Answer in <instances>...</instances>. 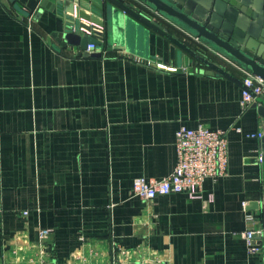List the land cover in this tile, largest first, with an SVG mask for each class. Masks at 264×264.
Segmentation results:
<instances>
[{"label": "crops", "instance_id": "obj_1", "mask_svg": "<svg viewBox=\"0 0 264 264\" xmlns=\"http://www.w3.org/2000/svg\"><path fill=\"white\" fill-rule=\"evenodd\" d=\"M43 2L0 0V264H264L243 236V202L264 191L246 74H205L140 25L79 56L57 39L64 6ZM200 125L227 133V175L202 198L135 197V178L173 173L179 128Z\"/></svg>", "mask_w": 264, "mask_h": 264}, {"label": "water", "instance_id": "obj_2", "mask_svg": "<svg viewBox=\"0 0 264 264\" xmlns=\"http://www.w3.org/2000/svg\"><path fill=\"white\" fill-rule=\"evenodd\" d=\"M68 1L50 4L44 0L42 6L52 11L64 6L66 13L62 14L64 22L57 39L63 47L80 49L79 56L102 57L96 51L88 54V45L102 48L104 33L114 39L127 26L140 25L169 40L186 64L205 74H218L242 85L230 71L236 69L264 80V0ZM252 108L264 119V99ZM261 150L264 163V137ZM249 208L260 212L264 226V191ZM262 246L264 253V240Z\"/></svg>", "mask_w": 264, "mask_h": 264}, {"label": "built area", "instance_id": "obj_3", "mask_svg": "<svg viewBox=\"0 0 264 264\" xmlns=\"http://www.w3.org/2000/svg\"><path fill=\"white\" fill-rule=\"evenodd\" d=\"M88 52L97 51L94 44ZM240 105L243 111L264 99V80L246 74ZM262 139L264 132L252 134ZM177 164L172 174L162 179L137 177L133 182V194L144 201L172 193H185L190 198H202L203 185L207 179L218 180L228 173L229 141L227 133L200 125L195 129L182 126L176 132ZM261 161L262 157L260 158ZM213 200V196H210ZM249 201L243 202L245 221L250 225L243 233L250 255L262 253L264 226L254 212L249 210ZM48 234L42 231V236Z\"/></svg>", "mask_w": 264, "mask_h": 264}, {"label": "trees", "instance_id": "obj_4", "mask_svg": "<svg viewBox=\"0 0 264 264\" xmlns=\"http://www.w3.org/2000/svg\"><path fill=\"white\" fill-rule=\"evenodd\" d=\"M103 40L105 41V39L103 38ZM106 50H108L107 46L104 47Z\"/></svg>", "mask_w": 264, "mask_h": 264}]
</instances>
